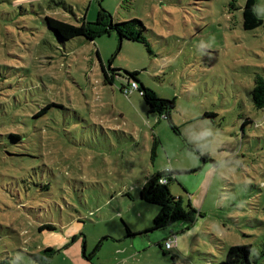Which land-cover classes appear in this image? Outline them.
Segmentation results:
<instances>
[{"label":"rangeland","instance_id":"rangeland-1","mask_svg":"<svg viewBox=\"0 0 264 264\" xmlns=\"http://www.w3.org/2000/svg\"><path fill=\"white\" fill-rule=\"evenodd\" d=\"M244 2L0 0V264H40L31 254L46 247L49 264H213L237 244L264 264V109L251 99L264 21L244 30ZM100 8L141 21L148 45L115 30L60 40L44 19L94 22ZM129 71L173 100V124ZM165 168L187 171L168 190L194 220L138 234L158 211L139 186Z\"/></svg>","mask_w":264,"mask_h":264},{"label":"trees","instance_id":"trees-1","mask_svg":"<svg viewBox=\"0 0 264 264\" xmlns=\"http://www.w3.org/2000/svg\"><path fill=\"white\" fill-rule=\"evenodd\" d=\"M194 1L203 2L208 0ZM255 6L256 0H245L244 5L241 8V25L244 30H252L260 26L264 21L263 18L258 17L254 13L253 8ZM44 19L47 27L51 29L60 40H68L75 36H83L89 40H93L102 33H108L110 30H115L120 37L142 42L146 46L148 45L147 40L143 36L144 26L141 21L132 19L129 21L112 23L110 21V14L103 8H100L97 11L96 20L94 22H88L82 18L81 23L73 24L51 16H45ZM136 73L137 71L127 72L130 77L129 81L130 83H135L136 86L134 89H138L147 105L148 111L156 112L160 116L162 115L173 124L170 118L171 109L174 107L173 100L157 97L152 89L145 87L142 84H140L139 87L137 84ZM104 80L109 83L105 72ZM123 89L124 91H128L126 88ZM251 99L255 108L264 109V78L259 74H256L253 79ZM205 115H210V113H205ZM188 148L193 150L202 162H215L207 153L202 152L199 146L189 145ZM165 169L166 171H163L162 169L157 171L139 186V198L148 203L157 205L158 211L153 218L151 227L138 234L154 229H165L177 220H194L196 210L191 206L189 201L184 204L180 196L174 197L168 190V184L172 180H176V175L181 171L169 168ZM161 178L165 180L162 183L159 182V179ZM44 228L53 229L54 227L51 224H41L39 226V229ZM127 234L131 235L129 231ZM169 238L170 235L167 239ZM251 250L252 247L250 244L230 245L225 251L224 258L213 264H254ZM54 252L55 250L53 248L46 247L43 251H38L31 255L39 260L40 264H49L48 259ZM92 256L93 253L91 252L86 258L90 259ZM172 257L175 258V255L173 254Z\"/></svg>","mask_w":264,"mask_h":264},{"label":"clouds","instance_id":"clouds-1","mask_svg":"<svg viewBox=\"0 0 264 264\" xmlns=\"http://www.w3.org/2000/svg\"><path fill=\"white\" fill-rule=\"evenodd\" d=\"M253 11H254V13H255L258 17H260V18H264V10H262L259 6H255V7L253 8ZM201 45H202L203 48H208V49H210V47H211V45H210L208 42H205V41H201ZM203 54H205V53H204L203 50L201 49V55H203ZM207 54L209 55V53H207ZM208 123H209V125H211V122H210V121H209ZM211 132H212L211 128L208 127V128H206V129L203 131V133H201V136L204 137V138H206L207 136L211 135ZM162 170H163V171H166V169H162ZM161 182H163V178H161Z\"/></svg>","mask_w":264,"mask_h":264},{"label":"crops","instance_id":"crops-1","mask_svg":"<svg viewBox=\"0 0 264 264\" xmlns=\"http://www.w3.org/2000/svg\"><path fill=\"white\" fill-rule=\"evenodd\" d=\"M209 155V154H208ZM170 169V168H169ZM177 171V170H176ZM181 172H184V173H186L187 171H181ZM190 177L189 176H182L181 177V179H180V181L182 182V187L185 189V191L186 190H188V189H186V187H184V185H186L187 186V182H190ZM181 197V196H180ZM182 198V197H181ZM190 203V202H189ZM191 204V203H190ZM193 208H194V206L193 205H191ZM146 228H148V227H146ZM140 232H144V231H140ZM171 229H170V232H169V235L171 236ZM142 235H144V233H142ZM168 237L166 236L165 238H164V240L165 239H167ZM150 242H154V241H152L151 239H150ZM158 244H160L161 245V242L160 241H158ZM164 248V247H163Z\"/></svg>","mask_w":264,"mask_h":264},{"label":"built area","instance_id":"built-area-1","mask_svg":"<svg viewBox=\"0 0 264 264\" xmlns=\"http://www.w3.org/2000/svg\"><path fill=\"white\" fill-rule=\"evenodd\" d=\"M135 86H136L135 83L131 82V87L135 88ZM164 181H165V180L163 179V182H164ZM159 182L162 183V182H161V179H159ZM163 247H164L165 249H171V247H172L171 238H169V239H167V240L164 241V243H163Z\"/></svg>","mask_w":264,"mask_h":264}]
</instances>
